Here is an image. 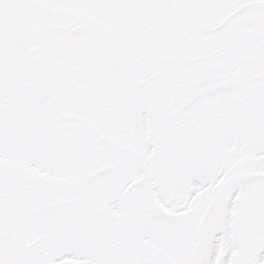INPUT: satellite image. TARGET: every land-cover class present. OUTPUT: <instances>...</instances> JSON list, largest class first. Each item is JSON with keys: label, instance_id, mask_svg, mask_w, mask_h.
<instances>
[{"label": "snow or ice", "instance_id": "obj_1", "mask_svg": "<svg viewBox=\"0 0 264 264\" xmlns=\"http://www.w3.org/2000/svg\"><path fill=\"white\" fill-rule=\"evenodd\" d=\"M0 264H264V0H0Z\"/></svg>", "mask_w": 264, "mask_h": 264}]
</instances>
